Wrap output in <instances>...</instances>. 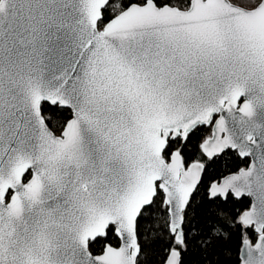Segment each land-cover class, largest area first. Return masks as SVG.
Here are the masks:
<instances>
[{"label": "snow or ice", "instance_id": "6c2138e0", "mask_svg": "<svg viewBox=\"0 0 264 264\" xmlns=\"http://www.w3.org/2000/svg\"><path fill=\"white\" fill-rule=\"evenodd\" d=\"M233 151L209 199L251 202L198 214ZM148 216L159 264H223L233 234L264 264V0H0V264H144Z\"/></svg>", "mask_w": 264, "mask_h": 264}, {"label": "trees", "instance_id": "16d2710c", "mask_svg": "<svg viewBox=\"0 0 264 264\" xmlns=\"http://www.w3.org/2000/svg\"><path fill=\"white\" fill-rule=\"evenodd\" d=\"M52 114L54 117L59 118L60 121L70 118V113L68 111H52ZM201 131L204 132L205 135L209 134L207 131V126H205L204 129H201ZM199 142L200 133L198 132L192 136L187 148L184 150L183 154L186 157L187 163L193 161L195 155L198 153L197 145ZM202 161L205 162L206 169L198 186L199 191L194 193V199L200 202V207L196 209L198 214L210 204L219 205L220 207L234 214L236 209L246 207L251 202V198L247 196L236 200L232 198L231 195H229L226 202L224 197H220L216 200L209 199V185L214 181L219 180L224 175L237 171L241 167L247 166L250 161L248 157L241 158L235 153V151H233L227 158L214 159L212 161H208L207 158H203ZM159 214L164 215V213ZM158 222L159 221L155 220L151 216L141 218L138 221L139 242L142 245V251L147 253L144 264H159L160 259L164 255V250L167 247L165 241L162 238L151 239L148 242H145L144 240L147 225H152L153 231H164L163 228H155V224ZM115 240L118 241V236L109 232L107 238L98 237L94 242H90V250L92 253H98L104 248L106 243L109 242L113 244ZM254 241L255 237H253V242ZM241 247L242 245L240 244L239 236L237 234H233L232 239L226 249L230 255L225 256L223 253L221 255L223 264H241ZM197 258L198 257L195 254L186 255L184 257L185 264H195Z\"/></svg>", "mask_w": 264, "mask_h": 264}, {"label": "water", "instance_id": "95a60500", "mask_svg": "<svg viewBox=\"0 0 264 264\" xmlns=\"http://www.w3.org/2000/svg\"><path fill=\"white\" fill-rule=\"evenodd\" d=\"M240 104H242L243 103V98H241V100H240V102H239ZM217 118H218V116H217ZM249 159H250V161H249V163H248V165L247 166H244L243 168H247L248 166H249V164H250V162H251V159H252V157H248ZM192 162V161H191ZM191 162H189V163H191ZM201 162H203L202 160H201ZM205 163V162H204ZM242 168V167H241ZM238 172V170L237 171H234V172H231V173H228V174H226V175H224L223 177H221L219 180H217V181H214L213 183H217V184H222L223 183V181H224V179L226 178V177H228V176H230V175H233V174H236ZM204 173V172H203ZM203 173H202V176H203ZM202 176H201V180H202ZM199 186V185H198ZM120 239V238H119ZM139 239V238H138ZM256 241H254L253 243H255ZM122 243V241H121V239H120V244ZM107 245H110V244H107ZM112 246V245H111ZM120 246V245H119ZM118 246V247H119ZM106 247V246H105ZM114 247V246H113ZM105 249V248H104ZM241 249H242V247H241ZM89 251H91L90 250V248H89ZM93 255H98V254H94V253H92ZM100 254H102V253H100ZM240 255H242V252H240Z\"/></svg>", "mask_w": 264, "mask_h": 264}, {"label": "flooded vegetation", "instance_id": "af4514ba", "mask_svg": "<svg viewBox=\"0 0 264 264\" xmlns=\"http://www.w3.org/2000/svg\"><path fill=\"white\" fill-rule=\"evenodd\" d=\"M209 134H210V133H209ZM107 244H110V245H112V246H114V247H118V246L120 245V239H119V237H118V241L115 240L113 244H111V243L108 242V243L105 244V246H106ZM105 246H104V248H105ZM104 248H103L100 252H98V253H94V254H100V253H102L103 250H104Z\"/></svg>", "mask_w": 264, "mask_h": 264}]
</instances>
